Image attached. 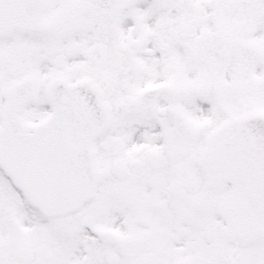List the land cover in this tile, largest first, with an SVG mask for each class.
Segmentation results:
<instances>
[{
  "label": "snow or ice",
  "instance_id": "obj_1",
  "mask_svg": "<svg viewBox=\"0 0 264 264\" xmlns=\"http://www.w3.org/2000/svg\"><path fill=\"white\" fill-rule=\"evenodd\" d=\"M0 264H264V0H0Z\"/></svg>",
  "mask_w": 264,
  "mask_h": 264
}]
</instances>
